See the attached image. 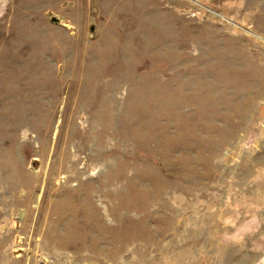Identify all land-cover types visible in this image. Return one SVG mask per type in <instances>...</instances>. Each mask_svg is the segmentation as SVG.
Segmentation results:
<instances>
[{"label":"rangeland","instance_id":"rangeland-1","mask_svg":"<svg viewBox=\"0 0 264 264\" xmlns=\"http://www.w3.org/2000/svg\"><path fill=\"white\" fill-rule=\"evenodd\" d=\"M0 264H264V0H0Z\"/></svg>","mask_w":264,"mask_h":264},{"label":"water","instance_id":"water-1","mask_svg":"<svg viewBox=\"0 0 264 264\" xmlns=\"http://www.w3.org/2000/svg\"><path fill=\"white\" fill-rule=\"evenodd\" d=\"M51 20H52L53 22H58V21H59V19L56 18V17H53Z\"/></svg>","mask_w":264,"mask_h":264}]
</instances>
